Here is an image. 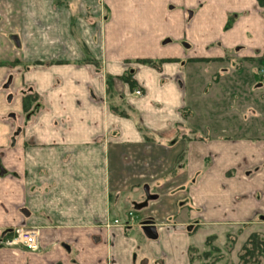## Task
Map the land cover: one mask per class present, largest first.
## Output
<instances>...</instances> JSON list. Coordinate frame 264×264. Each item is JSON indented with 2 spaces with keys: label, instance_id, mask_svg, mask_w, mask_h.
I'll return each mask as SVG.
<instances>
[{
  "label": "crops",
  "instance_id": "obj_1",
  "mask_svg": "<svg viewBox=\"0 0 264 264\" xmlns=\"http://www.w3.org/2000/svg\"><path fill=\"white\" fill-rule=\"evenodd\" d=\"M252 59L261 0H0V239L40 232L0 264H193L262 232L264 71H209Z\"/></svg>",
  "mask_w": 264,
  "mask_h": 264
},
{
  "label": "rangeland",
  "instance_id": "obj_2",
  "mask_svg": "<svg viewBox=\"0 0 264 264\" xmlns=\"http://www.w3.org/2000/svg\"><path fill=\"white\" fill-rule=\"evenodd\" d=\"M260 59H252V60H240L237 61V63H217L212 65V67L209 69V71L212 72H219L221 69L226 68L230 71H234V70H240L241 72H244L245 74H251L253 71V69L256 71V73H263V69H264V65L262 63L259 62ZM253 75H255L253 73ZM238 79H235L232 76H227L224 78V80H222V83H225L223 85V87L227 88L234 85L233 83H235ZM252 79H248L245 78L243 76H241V78L238 80V82L240 83V85L243 88H248L250 85V81ZM255 80V78H254ZM260 84L263 83L264 84V80L263 79H256L253 82V87L254 84ZM248 83V84H247ZM258 86V85H257ZM28 92H30L28 90ZM251 97H254L253 95H249L247 98V103H251L252 99ZM37 107H40V105L38 104ZM187 114V113H186ZM22 228H35V227H29V226H17L11 230L6 231V233H4V237H2V239H0V243L2 245L5 246H10V245H6V240H10L12 239L14 236H16L17 232L22 229ZM218 236H214L215 238L211 239L210 243L212 245H209L208 242L206 241L204 244L198 246L199 248H194L193 250V257H194V262L193 264H212V260H215L216 258H220L219 262H216L215 264H241L240 263V258H239V253L242 251L244 245L248 242L249 237L252 235H243L240 237L239 235V231L234 228L233 230L231 229L230 232H217ZM254 234V233H253ZM260 234L262 237H264V229L262 230V232L257 233ZM212 246V248H211ZM219 249L221 251V253H218L217 251H214L212 249ZM208 251H213V253L211 254V256L209 257V259H207L205 257L206 252ZM262 264H264V262H262Z\"/></svg>",
  "mask_w": 264,
  "mask_h": 264
},
{
  "label": "trees",
  "instance_id": "obj_3",
  "mask_svg": "<svg viewBox=\"0 0 264 264\" xmlns=\"http://www.w3.org/2000/svg\"><path fill=\"white\" fill-rule=\"evenodd\" d=\"M261 3L264 5V0H261ZM146 62L150 64H155L151 61H146ZM124 78L129 80L131 89L136 88L137 85L135 81L129 79V74L125 75ZM35 99H36V96L32 94L31 95L27 94L24 96V107L26 111H28V107L31 105L32 101H34ZM213 238L215 237L212 236L207 239V242L209 245H212L210 241ZM212 250L217 251L218 253H221L219 249L214 248ZM212 253L213 251H208L204 254H205V257L209 259ZM239 258H240L241 264H262V262H264V237H262L260 234H257V233L252 234L249 237L248 242L244 245L242 251L239 253ZM191 259L193 263L195 261L193 257V253H192ZM219 261H220V258L218 257L215 260H212L211 263L215 264L216 262H219Z\"/></svg>",
  "mask_w": 264,
  "mask_h": 264
},
{
  "label": "built area",
  "instance_id": "obj_4",
  "mask_svg": "<svg viewBox=\"0 0 264 264\" xmlns=\"http://www.w3.org/2000/svg\"><path fill=\"white\" fill-rule=\"evenodd\" d=\"M141 90H136L135 95H141ZM129 222H122L115 219L113 221L114 226H126L135 220V212L129 213ZM6 245L14 246L18 245L29 250H37L40 247V232L37 228H22L20 229L16 236L10 240H6Z\"/></svg>",
  "mask_w": 264,
  "mask_h": 264
},
{
  "label": "flooded vegetation",
  "instance_id": "obj_5",
  "mask_svg": "<svg viewBox=\"0 0 264 264\" xmlns=\"http://www.w3.org/2000/svg\"><path fill=\"white\" fill-rule=\"evenodd\" d=\"M259 62L261 63V60H259ZM11 80H12V78H10L9 81H11ZM27 94L31 95L30 92H27L26 95H27ZM32 115H33V112L28 110V111H27V119H30ZM142 204H144V205L146 206L147 203H141V205H142ZM141 205H140V206H141ZM141 208H142V206H141ZM141 208H140L139 210H141ZM135 220H136V218H135ZM135 220H134V221H135Z\"/></svg>",
  "mask_w": 264,
  "mask_h": 264
},
{
  "label": "water",
  "instance_id": "obj_6",
  "mask_svg": "<svg viewBox=\"0 0 264 264\" xmlns=\"http://www.w3.org/2000/svg\"><path fill=\"white\" fill-rule=\"evenodd\" d=\"M140 208H141V206H138V209H140ZM142 226L147 233L152 230V228L147 224H142Z\"/></svg>",
  "mask_w": 264,
  "mask_h": 264
}]
</instances>
